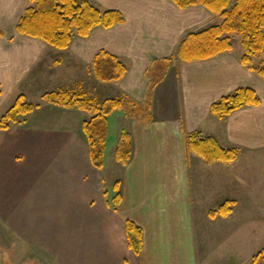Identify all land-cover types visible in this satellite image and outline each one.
I'll return each instance as SVG.
<instances>
[{
    "label": "crops",
    "instance_id": "1",
    "mask_svg": "<svg viewBox=\"0 0 264 264\" xmlns=\"http://www.w3.org/2000/svg\"><path fill=\"white\" fill-rule=\"evenodd\" d=\"M89 1L101 10H119L123 22L96 26L88 36L74 33L68 48L56 49L16 32L29 0H0V117L7 111L2 106L8 96H27L24 87L37 90L42 79L58 83L55 88H76L98 102L120 98L129 109L138 110L134 116L130 110L108 116L101 169L91 163L81 129L90 112L69 108L72 112L64 111L59 119L47 121L43 116L37 126L27 124L26 116L32 119L35 109L21 116L20 123L0 129L3 220L20 239L44 247L57 264H199L197 212L215 206L219 198L230 200L238 191L246 194L245 174L236 167L243 159L252 164L257 158L260 165L259 158H264V81L241 63L243 51H236L231 41V50L211 58L172 59L147 104V71L155 62L173 57L189 32L219 24L221 17L203 6L179 8L170 0ZM100 50L125 65L122 78L95 77L92 62ZM46 57L57 63L54 79L38 75ZM34 69L37 74L27 82ZM239 87L253 88L259 105L243 106L222 118L210 113L212 102ZM116 113L129 121L117 142L125 130L131 151L124 165L115 157L120 175L108 195L104 183L110 117ZM194 131L213 136L224 148L238 149L237 158L205 164L187 149V137ZM261 177L254 181L259 185L260 213ZM116 182L120 202L113 207ZM126 220L142 230L139 255L127 245Z\"/></svg>",
    "mask_w": 264,
    "mask_h": 264
},
{
    "label": "trees",
    "instance_id": "2",
    "mask_svg": "<svg viewBox=\"0 0 264 264\" xmlns=\"http://www.w3.org/2000/svg\"><path fill=\"white\" fill-rule=\"evenodd\" d=\"M179 8L203 6L212 14L221 17L219 24L189 32L180 42L173 57L163 58L147 71L149 88L148 104L151 89L162 80L165 70L172 59L194 61L211 58L231 50V35L240 36L243 54L241 63L254 71L264 81V63L253 66L252 59L259 58L264 52V0H170ZM123 22V14L117 9L101 10L89 0H29L28 6L19 18L15 30L18 34L43 40L56 49H66L74 33L88 36L93 28L113 27ZM94 75L101 81H117L126 72L125 65L112 54L98 51L93 59ZM42 98L65 108H77L92 114L81 125L85 140L89 146L91 163L97 169L104 165L107 145L108 116L115 110H125L134 116L138 108L124 105L120 98H107L98 102L84 92L70 91L65 88L51 90ZM260 98L251 87H239L210 104L212 115L222 118L243 106L259 105ZM39 105L28 102L20 94L10 108L0 117V129L7 130L11 123H20L21 116L34 111ZM187 149L201 158L205 164L215 162L230 163L238 156V149L224 148L213 136L202 135L199 131L191 132L187 137ZM131 143L129 134L122 130L116 147L115 157L124 165L130 155ZM116 194L112 199L113 207L120 202L118 182L115 183ZM233 200L224 201L212 215L223 217L231 212ZM126 241L128 247L139 255L142 250V230L131 220H126ZM253 258L252 264L256 262Z\"/></svg>",
    "mask_w": 264,
    "mask_h": 264
},
{
    "label": "rangeland",
    "instance_id": "3",
    "mask_svg": "<svg viewBox=\"0 0 264 264\" xmlns=\"http://www.w3.org/2000/svg\"><path fill=\"white\" fill-rule=\"evenodd\" d=\"M231 41H233L236 51L240 49L244 52L240 36L234 35L231 37ZM51 61V58L46 57L40 65L38 75L41 74L40 76L42 78L54 79V76H56L55 70L57 63L55 61L51 63ZM262 63H264V54L258 60L253 59V64L256 67L261 66ZM34 74H37V70L35 69L26 81L28 82L33 78ZM46 80L42 79L40 81L36 88L37 90H35V86L24 87L28 93L26 96L28 102L39 105L36 111H34L32 119L26 116L27 124L31 125L33 123V125L37 126L38 124L36 122L41 123L43 116L47 117V121H51L52 119H59L64 111H67V113L72 112L69 108L58 106L42 98L44 93L60 89L55 88L56 85H59L58 83L54 82L55 85ZM65 89L79 92L76 88ZM14 101V95L8 96L2 108L8 110ZM81 113L84 114V112ZM116 114L110 117L107 167L104 183L108 195L114 191V181L120 175L119 170L116 169L115 160L117 135L120 129L126 128L129 122L124 116H119L121 113ZM75 115L71 114V118ZM89 116H92V114H89ZM76 119L80 120L79 117ZM78 135H82V133H78ZM242 159L243 157L240 158V160ZM259 159H261L260 165L257 158L252 164L248 163L250 160L244 161L243 159L242 164L236 167L239 173L242 170L245 174L246 194L241 190L238 191V194L236 192L233 197H229L230 200L234 201V204L231 205V212L227 216L223 217L219 214L212 215V212L217 210L227 197L219 198L220 200L218 201L220 202L218 203L215 200L214 203L217 204L207 211L197 212L194 228L197 238L199 264H252L255 256L257 257L254 264H264V211L261 213L259 211L262 208V206L257 204L258 197L256 194L259 185L254 182L258 180L257 178L259 176L262 175L264 177V158ZM238 161L239 159L235 163ZM260 169L261 173L259 171ZM229 171L234 174L236 170L232 171L230 168ZM230 180L234 184L239 183V181H234V178ZM5 215V213L0 212V264H57L55 259L52 258V255L44 247L20 239L9 223L3 220V216Z\"/></svg>",
    "mask_w": 264,
    "mask_h": 264
}]
</instances>
